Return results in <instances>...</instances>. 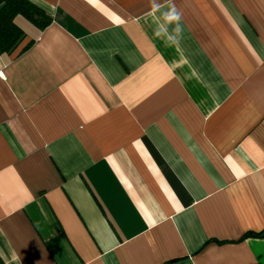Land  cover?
<instances>
[{
    "label": "crops",
    "instance_id": "0c3cea01",
    "mask_svg": "<svg viewBox=\"0 0 264 264\" xmlns=\"http://www.w3.org/2000/svg\"><path fill=\"white\" fill-rule=\"evenodd\" d=\"M28 1L52 22L0 55V264H264V0Z\"/></svg>",
    "mask_w": 264,
    "mask_h": 264
},
{
    "label": "trees",
    "instance_id": "16d2710c",
    "mask_svg": "<svg viewBox=\"0 0 264 264\" xmlns=\"http://www.w3.org/2000/svg\"><path fill=\"white\" fill-rule=\"evenodd\" d=\"M17 18L24 19L40 31L45 30L52 22L43 10L28 0H0V55L13 54L26 37L24 31L16 24ZM249 236L262 238L264 231Z\"/></svg>",
    "mask_w": 264,
    "mask_h": 264
},
{
    "label": "clouds",
    "instance_id": "9594fccd",
    "mask_svg": "<svg viewBox=\"0 0 264 264\" xmlns=\"http://www.w3.org/2000/svg\"><path fill=\"white\" fill-rule=\"evenodd\" d=\"M163 18H164V20H165L168 24H171V23L175 22V25H176V26H175L174 31H175V33H176L177 36H178V35L180 34V32H181V28H180V25H179L180 14H179V12L176 10V8L173 6L172 9H171L170 11L165 12V13L163 14ZM156 34H157L158 36H160V35H161V32L158 31ZM167 39H168V40H171V41H173V42H175V37H173V36H168Z\"/></svg>",
    "mask_w": 264,
    "mask_h": 264
}]
</instances>
